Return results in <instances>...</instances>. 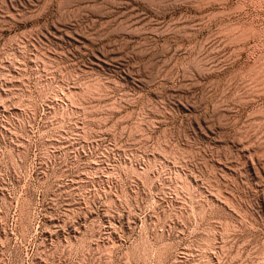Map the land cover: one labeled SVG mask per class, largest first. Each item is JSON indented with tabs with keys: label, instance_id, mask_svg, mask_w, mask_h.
Instances as JSON below:
<instances>
[{
	"label": "rangeland",
	"instance_id": "obj_1",
	"mask_svg": "<svg viewBox=\"0 0 264 264\" xmlns=\"http://www.w3.org/2000/svg\"><path fill=\"white\" fill-rule=\"evenodd\" d=\"M0 264H264V0H0Z\"/></svg>",
	"mask_w": 264,
	"mask_h": 264
}]
</instances>
